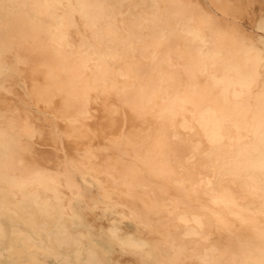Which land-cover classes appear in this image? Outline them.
<instances>
[{
	"label": "bare ground",
	"instance_id": "obj_1",
	"mask_svg": "<svg viewBox=\"0 0 264 264\" xmlns=\"http://www.w3.org/2000/svg\"><path fill=\"white\" fill-rule=\"evenodd\" d=\"M78 199L124 263L264 264V0H0V256L106 264Z\"/></svg>",
	"mask_w": 264,
	"mask_h": 264
},
{
	"label": "rangeland",
	"instance_id": "obj_2",
	"mask_svg": "<svg viewBox=\"0 0 264 264\" xmlns=\"http://www.w3.org/2000/svg\"><path fill=\"white\" fill-rule=\"evenodd\" d=\"M13 73L14 72L12 71V74ZM18 86L22 89L26 88V82L20 75L18 76ZM73 209L75 213L71 215L73 223L88 232L89 239L97 243L103 249L105 254L104 261L106 264H129L124 263V261H121L118 258L120 255L131 256L132 254L129 252L122 253L117 244H115L113 240L109 237L108 219L111 218V213H108V217L104 216L102 212H92V216H88L87 213L89 210L86 207H83L82 199H78L73 202ZM120 225L122 226V230L124 233H132L135 231L136 228L135 224L129 220L123 221ZM64 251L67 253L69 258H73L74 255L72 249H67ZM1 253L2 255L0 256V264H9L11 260H19L16 256L12 258L8 257L5 251H1ZM22 261H25V258H22ZM50 264H56L55 260L51 259ZM60 264L67 263L63 262Z\"/></svg>",
	"mask_w": 264,
	"mask_h": 264
}]
</instances>
